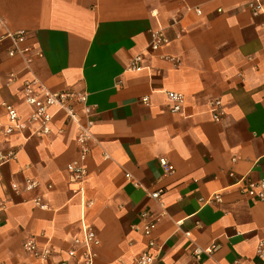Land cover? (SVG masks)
<instances>
[{"label":"crops","instance_id":"crops-1","mask_svg":"<svg viewBox=\"0 0 264 264\" xmlns=\"http://www.w3.org/2000/svg\"><path fill=\"white\" fill-rule=\"evenodd\" d=\"M252 2L0 0V151L15 153L0 166V264H84L75 240L86 227L98 240L92 264H135L145 252L154 264H264V199L243 189L264 178V14ZM160 27L167 41L150 52ZM20 29L29 62L8 54L6 34ZM137 55L141 69L129 70ZM31 80L35 91L86 93L89 117L74 105L92 121L86 157L62 111L48 135L4 132L5 103L31 114ZM165 91L182 93L179 112ZM214 98L225 111L218 121ZM73 161L86 169L77 184L68 183ZM27 239L49 258L26 252Z\"/></svg>","mask_w":264,"mask_h":264},{"label":"built area","instance_id":"built-area-1","mask_svg":"<svg viewBox=\"0 0 264 264\" xmlns=\"http://www.w3.org/2000/svg\"><path fill=\"white\" fill-rule=\"evenodd\" d=\"M253 14H264V0H253L250 4ZM13 41L14 48L8 51L9 55L15 53H21L28 55L26 61L29 62L31 57L29 53L31 49L29 47H20L19 44L25 39L26 31L23 29L17 30L13 33H7ZM167 39L165 38L163 29L160 27L150 31V39L148 42V49L150 52L155 51L158 47L163 45ZM141 55H137L133 58L132 62L129 64L128 69L138 71L141 69ZM36 80L28 81L23 86V100L25 103L33 107V110L28 118L21 119L16 109L9 105L4 104L7 116V125L4 129L6 134H12L15 132H21L22 130H29L30 135L44 136L51 132V121L54 117V112L62 111L66 114L69 121L75 123L77 127L76 144L80 153V158H84L88 155L90 151V144L93 140V135L91 132L92 121L87 120L85 123L80 121L79 115L74 108V105L82 104L86 102V93L76 92L73 90H65L60 92H50L44 88H38L39 91H35L34 87L37 86ZM165 97L170 103L171 112H179L181 110L184 96L182 93L175 91H165ZM146 102V99H143ZM209 108L211 112V117L213 120L218 121L225 113L223 103L220 98H214L209 102ZM52 109L53 111H50ZM84 112L89 117L91 114V108L84 105ZM15 159V153H3L0 151V166L4 163ZM160 165L165 170H170L171 166L165 159H159ZM66 170L68 172V183H80L83 181L86 175V169L84 165L79 161H73L66 165ZM1 176V171H0ZM245 193L257 199H264V178L258 181H249L245 188H243ZM74 193H80L82 191L81 186L78 184L72 189ZM153 198L159 197V191L152 192L150 194ZM38 203V201H37ZM153 225H147L144 227V233L148 235L151 232ZM75 243L83 247V260L84 264H92V259L94 253L92 247L98 243L96 233L89 228L83 229L82 238L76 239ZM149 245H153L152 241H149ZM23 248L26 252L33 255L39 260H47L51 254L49 248L38 247L33 240L27 239L23 243ZM215 247L211 246L208 249H201L195 247L193 250V256L195 259L199 258V255L203 252L211 253ZM75 249H70L67 251L70 257L75 256ZM258 252L260 254L264 253V243L258 245ZM58 264H69L68 262H60ZM135 264H154V257L148 253H143L136 258Z\"/></svg>","mask_w":264,"mask_h":264}]
</instances>
